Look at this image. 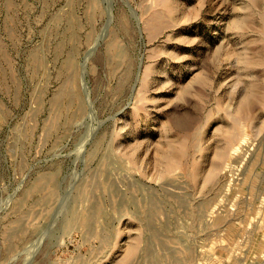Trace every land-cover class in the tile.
<instances>
[{
	"label": "rangeland",
	"instance_id": "rangeland-1",
	"mask_svg": "<svg viewBox=\"0 0 264 264\" xmlns=\"http://www.w3.org/2000/svg\"><path fill=\"white\" fill-rule=\"evenodd\" d=\"M0 264H264V0H0Z\"/></svg>",
	"mask_w": 264,
	"mask_h": 264
}]
</instances>
